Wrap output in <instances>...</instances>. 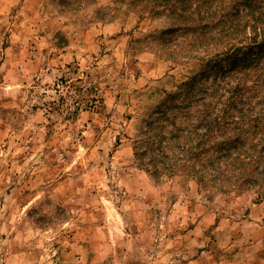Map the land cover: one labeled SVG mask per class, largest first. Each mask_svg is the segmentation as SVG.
I'll list each match as a JSON object with an SVG mask.
<instances>
[{
	"label": "rangeland",
	"instance_id": "obj_1",
	"mask_svg": "<svg viewBox=\"0 0 264 264\" xmlns=\"http://www.w3.org/2000/svg\"><path fill=\"white\" fill-rule=\"evenodd\" d=\"M169 7L0 0V264H264V44Z\"/></svg>",
	"mask_w": 264,
	"mask_h": 264
},
{
	"label": "trees",
	"instance_id": "obj_2",
	"mask_svg": "<svg viewBox=\"0 0 264 264\" xmlns=\"http://www.w3.org/2000/svg\"><path fill=\"white\" fill-rule=\"evenodd\" d=\"M193 1L194 0H167V3L170 6V12L175 13V17L179 20L181 19L183 26H186V24L191 23L190 21H193L195 25H198L201 21L200 18L202 19L207 15H213L221 18V21L220 19L218 21L214 20L211 25V28L216 29L218 34L220 33V36H222L223 34L231 35L232 33H236L235 35H237L239 33V28L245 27V24H242L244 23V21H246V19L252 20L254 23L253 25L259 27H253L254 35L251 37V39L253 40H250L252 41V43H242V38H230L227 40L225 44L226 46H222V48H219L218 52H216L214 55L212 54V56L208 58V60L225 56L226 54H230L233 52L236 53L241 50L244 46L250 44H264V26L257 25L258 22L264 23V12L258 11L260 9V3H262L263 0H232L234 2L239 1L237 4L234 5L223 4L221 2L222 4L216 5L215 8H213L212 12H208V10H206L205 12H201L200 10L201 5L207 0H201L194 8H192ZM212 2L218 3L219 0H213ZM211 6L212 3L210 4V7ZM198 14L200 20H198L199 22L195 20V15ZM208 26L209 24L207 23L205 27ZM259 35L260 38L259 40H257V37Z\"/></svg>",
	"mask_w": 264,
	"mask_h": 264
}]
</instances>
